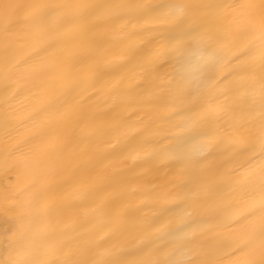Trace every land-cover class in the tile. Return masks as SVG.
<instances>
[{
	"label": "bare ground",
	"instance_id": "bare-ground-1",
	"mask_svg": "<svg viewBox=\"0 0 264 264\" xmlns=\"http://www.w3.org/2000/svg\"><path fill=\"white\" fill-rule=\"evenodd\" d=\"M88 2L237 6L228 9L224 19H216L211 10L201 17L202 31L225 37L223 53L231 62L214 73L218 100L210 108L195 95L197 81L189 72L195 50L171 52L175 45L166 32L146 30L164 24L129 23L127 18L112 16L92 29L95 43L82 53L88 58L69 76L34 71L29 65L10 74L13 83L5 91L0 71V264L17 257L9 232L16 214L14 203L28 196L41 169L52 162L40 161L41 151L55 150L63 165L52 185L63 211L51 225L68 231V239L83 235L103 242L116 259L139 258L135 250L141 238L152 234L154 223L173 228L180 223L184 210H166L185 200L189 189L200 205L187 209L192 218L211 220L201 240H208L216 231H227L218 227L216 210L245 208L240 195L230 188L234 178L229 173L242 162L236 146L248 139L250 131L258 130L259 116L249 106L251 99L245 100L236 89L247 71H259L264 39L258 32L243 30L237 18L245 11L238 6L259 0ZM25 29L21 14L7 44L0 34V69L5 58L14 55L33 57L37 68L44 60L47 53L38 42H20ZM190 132L201 134L193 148L211 144L206 158L196 157L200 163L180 164L149 155L164 145H175ZM151 251L147 249L144 255Z\"/></svg>",
	"mask_w": 264,
	"mask_h": 264
},
{
	"label": "snow or ice",
	"instance_id": "snow-or-ice-1",
	"mask_svg": "<svg viewBox=\"0 0 264 264\" xmlns=\"http://www.w3.org/2000/svg\"><path fill=\"white\" fill-rule=\"evenodd\" d=\"M234 7L237 6L202 3L99 5L88 0L0 3V34L5 43L14 21L23 14L26 29L20 42L36 41L47 53L38 68L33 65L31 56L6 57L0 69L5 91L13 83L10 74L29 65L34 71L62 77L76 72L88 58L82 53L90 51L95 43L90 35L92 29L100 27L106 17L117 16L127 18L129 23L134 20L137 24L141 21L164 24L163 28L146 30L166 32L170 43L175 45L171 52L182 54L195 50L196 58L189 68L197 81L195 95L211 108L218 100L214 73L231 61L223 53L225 37L220 34L213 37L202 31L201 17L211 10L216 19H224L229 14L228 9ZM238 7L245 11L237 18V23L245 31L258 32L264 39V0ZM152 14L155 15L149 20ZM236 90L243 93L245 100L251 99L249 106L258 113L259 127L255 132L250 131L248 139L236 146L242 162L238 161V167L229 173L234 178L230 188L240 195L245 208L240 211L228 206L222 212L215 211L219 217L218 227L222 225L227 231H216L208 240H201L207 235L211 220L192 218V211L187 209L200 205L195 193L189 189L185 200L166 210L167 213L184 210L180 223L174 228L163 222L154 223L152 234L141 238L140 247L135 250L139 258L116 259L115 253L103 242L86 239L83 235L68 239V231L58 230L50 223L63 211L56 202L57 192L52 187L63 165L55 156V150L41 151L39 160L52 162L41 169L28 189V196L12 207L16 214L9 232L17 257L9 264H264V50L259 71L252 69L242 75ZM200 135L199 132H190L175 145H164L149 155L180 164H198L201 161L196 157H205V151L211 148V144H199L193 148V142L198 141ZM7 199L6 196L5 201ZM194 224L198 227H193ZM147 249L152 251L145 256Z\"/></svg>",
	"mask_w": 264,
	"mask_h": 264
}]
</instances>
